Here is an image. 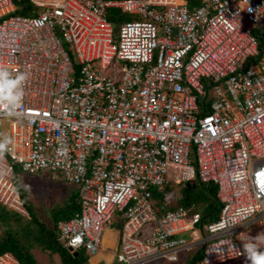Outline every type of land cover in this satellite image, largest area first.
Masks as SVG:
<instances>
[{
	"label": "built area",
	"instance_id": "2783aa9c",
	"mask_svg": "<svg viewBox=\"0 0 264 264\" xmlns=\"http://www.w3.org/2000/svg\"><path fill=\"white\" fill-rule=\"evenodd\" d=\"M24 1L0 0V66L28 75L21 107L0 113L12 140L0 204L28 217L14 164L48 170L76 190L78 209L56 224L70 253L94 255L117 212L115 264L198 246L199 264H249L243 243L264 234V52L253 34L264 0ZM109 8L134 16L114 36ZM196 178L215 186L214 221L153 200ZM0 264L18 261L5 251Z\"/></svg>",
	"mask_w": 264,
	"mask_h": 264
},
{
	"label": "trees",
	"instance_id": "16d2710c",
	"mask_svg": "<svg viewBox=\"0 0 264 264\" xmlns=\"http://www.w3.org/2000/svg\"><path fill=\"white\" fill-rule=\"evenodd\" d=\"M185 1L190 8L198 4V0ZM24 3L21 4L23 5ZM15 13L26 14L27 12L22 8L15 10ZM106 18L112 25L114 36L119 24L123 21L130 20V18H134V16L131 15L125 20L126 17L122 12L116 8H109L106 11ZM253 34L257 39L259 53L264 52V30L256 28L253 30ZM14 181L24 202L28 217L24 218L20 214L4 208L0 204V253L9 251L15 256L18 264H36L31 252V247L34 244H40L41 249H55V251L60 254L62 264H86L85 260L87 256H81L79 253H70L56 240L57 222L69 218L78 209L75 188L61 206L52 209L50 215L51 226L48 227L28 211L23 198V191L16 178V174ZM190 183L191 182L170 183L172 186L179 185L180 187V196L176 198L173 205L169 201L163 200V194L171 189L169 183L160 189H153L152 197L155 199L156 204L163 205V210L171 209L178 205L188 206L191 207L193 211L199 213L201 223L214 221L220 209V204L215 197L214 184L210 182H201L197 178L194 183ZM22 218L28 223L25 226L19 225ZM117 221L120 220L117 218L115 222ZM201 255L202 246H198L192 250L188 256L187 264H199Z\"/></svg>",
	"mask_w": 264,
	"mask_h": 264
},
{
	"label": "rangeland",
	"instance_id": "374dc122",
	"mask_svg": "<svg viewBox=\"0 0 264 264\" xmlns=\"http://www.w3.org/2000/svg\"><path fill=\"white\" fill-rule=\"evenodd\" d=\"M15 4H21L25 1L23 0H13ZM126 17L125 20L131 16L130 14L123 13ZM128 16V17H127ZM124 20V19H123ZM64 49L67 48V44L64 41H61ZM72 58V56L70 55ZM8 134V121L6 118L0 119V136H7ZM14 175L18 179L22 191L23 198L26 203V207L31 214L35 215L44 225L50 227L51 219L50 215L52 209L59 207L67 200L71 192L74 189L72 185L64 183L57 176L56 172H51L48 170H40L33 174H27L20 170L18 164H14ZM196 179L192 180L191 183H194ZM190 183V184H191ZM168 192L163 194V200L169 201L172 205L175 203L177 197L180 196L179 185L172 186ZM155 201V199H153ZM26 218V217H24ZM21 219L19 225L28 224L25 219ZM118 213L115 212L113 215L112 227L119 229L120 221H117ZM196 247L182 249L177 254V259L175 261H166V260H157L152 264H187V258ZM54 251V252H53ZM31 252L34 257L36 264H62L60 259V254L55 251V249H41L40 244H34L31 247ZM104 252L109 253L111 250L104 249ZM81 256L84 255L82 251L78 252ZM90 257V256H89ZM86 264L89 259L86 257ZM115 264V263H112Z\"/></svg>",
	"mask_w": 264,
	"mask_h": 264
},
{
	"label": "clouds",
	"instance_id": "9594fccd",
	"mask_svg": "<svg viewBox=\"0 0 264 264\" xmlns=\"http://www.w3.org/2000/svg\"><path fill=\"white\" fill-rule=\"evenodd\" d=\"M28 75L17 72L15 75L7 68L0 66V113H7V117L14 115L13 109H19L24 96V85ZM11 138L0 136V157L10 150ZM223 227V225L221 226ZM264 244V234H258L254 239L243 243V254L249 264H264V251L260 245Z\"/></svg>",
	"mask_w": 264,
	"mask_h": 264
},
{
	"label": "crops",
	"instance_id": "0c3cea01",
	"mask_svg": "<svg viewBox=\"0 0 264 264\" xmlns=\"http://www.w3.org/2000/svg\"><path fill=\"white\" fill-rule=\"evenodd\" d=\"M72 187L74 188L73 185ZM117 238H118V229L113 228L112 223L109 226L104 227L102 231L100 248L94 255L88 257L89 261L87 264L114 263V255L117 248ZM106 248L111 250V252L109 253L104 252V249Z\"/></svg>",
	"mask_w": 264,
	"mask_h": 264
},
{
	"label": "water",
	"instance_id": "95a60500",
	"mask_svg": "<svg viewBox=\"0 0 264 264\" xmlns=\"http://www.w3.org/2000/svg\"><path fill=\"white\" fill-rule=\"evenodd\" d=\"M73 254H76L75 252Z\"/></svg>",
	"mask_w": 264,
	"mask_h": 264
}]
</instances>
